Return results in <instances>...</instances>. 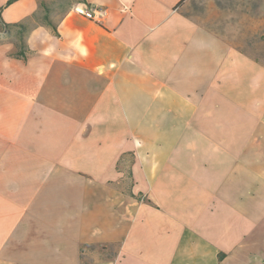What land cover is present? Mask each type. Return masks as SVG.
I'll use <instances>...</instances> for the list:
<instances>
[{
	"label": "crops",
	"instance_id": "0c3cea01",
	"mask_svg": "<svg viewBox=\"0 0 264 264\" xmlns=\"http://www.w3.org/2000/svg\"><path fill=\"white\" fill-rule=\"evenodd\" d=\"M41 1L0 0V264H264V57L185 0Z\"/></svg>",
	"mask_w": 264,
	"mask_h": 264
},
{
	"label": "rangeland",
	"instance_id": "374dc122",
	"mask_svg": "<svg viewBox=\"0 0 264 264\" xmlns=\"http://www.w3.org/2000/svg\"><path fill=\"white\" fill-rule=\"evenodd\" d=\"M68 1L46 0L49 17L58 18ZM181 8L209 29L245 49L252 46L257 56L264 57V0H185ZM12 36L19 39L21 47L15 29Z\"/></svg>",
	"mask_w": 264,
	"mask_h": 264
},
{
	"label": "trees",
	"instance_id": "16d2710c",
	"mask_svg": "<svg viewBox=\"0 0 264 264\" xmlns=\"http://www.w3.org/2000/svg\"><path fill=\"white\" fill-rule=\"evenodd\" d=\"M13 1H15V0H8L7 3H11ZM41 7H43L47 12L49 11V7H48V5L46 4V2L44 0L41 1ZM0 11H1V7H0ZM0 18H1V14H0ZM19 25L22 27V31H21V42H22V44L24 46V35H25V29H26V27L22 23H20ZM10 26H11L10 24H8V23H6L4 21H2V23L0 24V28H7L8 30H9Z\"/></svg>",
	"mask_w": 264,
	"mask_h": 264
},
{
	"label": "built area",
	"instance_id": "2783aa9c",
	"mask_svg": "<svg viewBox=\"0 0 264 264\" xmlns=\"http://www.w3.org/2000/svg\"><path fill=\"white\" fill-rule=\"evenodd\" d=\"M84 13L87 17H90V18L97 20V21H102L104 16L107 14V9L100 7L94 11L85 10Z\"/></svg>",
	"mask_w": 264,
	"mask_h": 264
}]
</instances>
